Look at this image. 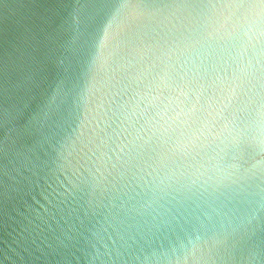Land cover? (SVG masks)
Listing matches in <instances>:
<instances>
[{
    "label": "water",
    "instance_id": "water-1",
    "mask_svg": "<svg viewBox=\"0 0 264 264\" xmlns=\"http://www.w3.org/2000/svg\"><path fill=\"white\" fill-rule=\"evenodd\" d=\"M0 264H264V0H0Z\"/></svg>",
    "mask_w": 264,
    "mask_h": 264
}]
</instances>
